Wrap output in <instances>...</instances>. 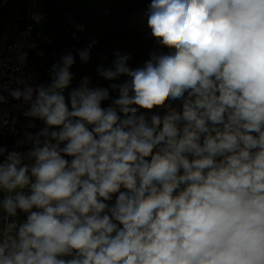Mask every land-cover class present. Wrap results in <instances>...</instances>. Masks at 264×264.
I'll return each mask as SVG.
<instances>
[{"label":"clouds","instance_id":"clouds-1","mask_svg":"<svg viewBox=\"0 0 264 264\" xmlns=\"http://www.w3.org/2000/svg\"><path fill=\"white\" fill-rule=\"evenodd\" d=\"M147 26L169 51L97 69L123 82L71 87L68 54L11 92L45 127L26 156L0 146L25 216L0 264H264V0H151Z\"/></svg>","mask_w":264,"mask_h":264},{"label":"trees","instance_id":"trees-1","mask_svg":"<svg viewBox=\"0 0 264 264\" xmlns=\"http://www.w3.org/2000/svg\"><path fill=\"white\" fill-rule=\"evenodd\" d=\"M27 0H0V30L13 23L24 25V12L18 13V4ZM151 0H46L41 14L33 19L34 44L29 50V66L35 71L36 86L47 85L52 79V66L62 63L61 57L71 54L75 63L71 87H78L84 77L91 80L90 86L100 83L108 88L110 83L101 77L98 68H112L116 53L128 56V66L133 68L145 63L153 55L166 54L169 50L158 43L151 30L133 29L128 18L149 8ZM21 17V18H20ZM88 49L89 59L83 62L79 52ZM95 87V86H94ZM112 98L118 93L109 89ZM110 101H104L107 106ZM30 105L23 110V121L18 137H0V146L8 151L28 152L32 147L29 134L34 138L44 127V122L26 117ZM0 194V229L6 222H23L24 214L8 217L2 207ZM3 233L0 232V235ZM14 234V233H13Z\"/></svg>","mask_w":264,"mask_h":264},{"label":"built area","instance_id":"built-area-1","mask_svg":"<svg viewBox=\"0 0 264 264\" xmlns=\"http://www.w3.org/2000/svg\"><path fill=\"white\" fill-rule=\"evenodd\" d=\"M43 3L46 0H37ZM24 25L13 23L0 30V137L19 135L23 110L30 102L14 99L11 92L36 88V73L29 66V50L34 44V24L31 16Z\"/></svg>","mask_w":264,"mask_h":264},{"label":"rangeland","instance_id":"rangeland-1","mask_svg":"<svg viewBox=\"0 0 264 264\" xmlns=\"http://www.w3.org/2000/svg\"><path fill=\"white\" fill-rule=\"evenodd\" d=\"M41 8H42V3L37 1V0H27V1H21L18 4V13L20 12H24V16H26L29 14L32 18L34 19H38L40 17L41 14ZM148 14H149V8L141 11L139 13H136L132 16H130L127 20L129 27L133 28V29H139V30H145L148 29L147 26V18H148ZM21 18V17H20ZM144 65L141 64L139 66L133 67V68H137V67H142ZM126 79V77H120L119 81L123 82V80ZM96 86H100V83H96L93 85V87ZM173 107H179V103L178 102H171ZM157 113L162 114L163 113V109H157L155 110ZM151 113H149V117H150ZM28 152H24L22 154H27Z\"/></svg>","mask_w":264,"mask_h":264}]
</instances>
